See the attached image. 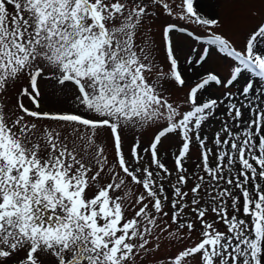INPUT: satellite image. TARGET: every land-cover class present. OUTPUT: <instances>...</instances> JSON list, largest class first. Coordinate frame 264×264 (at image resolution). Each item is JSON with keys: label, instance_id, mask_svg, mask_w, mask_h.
I'll return each instance as SVG.
<instances>
[{"label": "snow or ice", "instance_id": "obj_1", "mask_svg": "<svg viewBox=\"0 0 264 264\" xmlns=\"http://www.w3.org/2000/svg\"><path fill=\"white\" fill-rule=\"evenodd\" d=\"M0 264H264V0H0Z\"/></svg>", "mask_w": 264, "mask_h": 264}, {"label": "rangeland", "instance_id": "obj_2", "mask_svg": "<svg viewBox=\"0 0 264 264\" xmlns=\"http://www.w3.org/2000/svg\"><path fill=\"white\" fill-rule=\"evenodd\" d=\"M239 46V45H238Z\"/></svg>", "mask_w": 264, "mask_h": 264}]
</instances>
